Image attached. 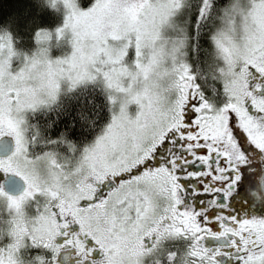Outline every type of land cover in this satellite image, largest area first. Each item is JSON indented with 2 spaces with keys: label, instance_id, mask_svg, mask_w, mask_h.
Instances as JSON below:
<instances>
[{
  "label": "snow or ice",
  "instance_id": "obj_1",
  "mask_svg": "<svg viewBox=\"0 0 264 264\" xmlns=\"http://www.w3.org/2000/svg\"><path fill=\"white\" fill-rule=\"evenodd\" d=\"M65 4L62 19L32 29L33 51L23 62L13 34L0 33V138L12 140L0 169H22L26 182L19 195L0 186L15 213L10 234L0 239V264H22L24 247L37 253L35 264H59L66 245L78 250L77 264H141L163 239L177 236L188 240L196 264H225L221 256L229 264H264V167L248 171L251 157L264 166V0L225 3L226 26L204 34L228 66L218 105L179 58L185 40L169 45L163 35L183 0ZM216 6L199 0L191 16L198 38ZM54 35L64 47H52ZM168 57L171 66L163 63ZM96 82L111 110L86 139L67 142L74 162L55 150L62 128L77 139L85 135L69 129V117L37 149L40 133L30 118L41 105L58 100L65 85ZM39 193L48 201L26 216L23 203ZM208 237L226 244L210 249L202 243ZM167 255L173 262L176 253Z\"/></svg>",
  "mask_w": 264,
  "mask_h": 264
},
{
  "label": "trees",
  "instance_id": "obj_2",
  "mask_svg": "<svg viewBox=\"0 0 264 264\" xmlns=\"http://www.w3.org/2000/svg\"><path fill=\"white\" fill-rule=\"evenodd\" d=\"M52 0H0V33L11 32L15 38V43L21 50H31L32 29L36 24L52 23L63 18V11L52 5ZM229 0H217V6L212 17L202 25L200 38L192 29L194 41V55L192 58L193 67L201 78H212L210 63L212 60V49L205 43L204 34L212 29L219 16L221 9ZM199 0L190 1V10L195 12ZM192 26V24H191ZM107 92L98 84H87L77 89L71 90L60 98L56 104L47 109H40L31 118V127L40 133V141L36 145L37 149L43 146V141L47 135L56 133V125L65 117H69V129L73 126L83 130L84 136L79 139L72 137L69 131L64 132V138L56 146L55 150L65 151L73 155V145L67 143L73 141L79 143L87 138V132L97 126V121L105 111H110L111 106L106 100ZM71 150V151H70Z\"/></svg>",
  "mask_w": 264,
  "mask_h": 264
},
{
  "label": "flooded vegetation",
  "instance_id": "obj_3",
  "mask_svg": "<svg viewBox=\"0 0 264 264\" xmlns=\"http://www.w3.org/2000/svg\"><path fill=\"white\" fill-rule=\"evenodd\" d=\"M192 71H194L197 74V81L201 85L202 90L205 92L209 101L214 105H218L226 96V93L224 91V85H225V81L228 78H201V76H199V74L194 69L193 63H192ZM60 154H61V158L67 157L69 161H73L74 159V156H72L71 154H67L65 151H60ZM259 167H264V166L259 165V161L256 157H251L249 160L248 171L251 172L253 170H257ZM241 174L243 175V172ZM3 175L5 177H9V176L21 177L25 181V179L22 176L18 175L17 173H13V172L4 173L3 170H0V179L3 178ZM246 179L247 177L245 176L243 180L246 181ZM6 183L7 182H5V180H0V186L3 187L4 192L9 193L10 195L20 194V193L16 194L9 192L6 187ZM240 187L241 190H243L244 187L243 182L241 183ZM238 188H239V183L236 185L233 191L238 190ZM36 195H37V199L35 200L28 199L23 203L22 207L24 209V213L26 216L31 215L35 211L37 205L42 207L49 199L46 193L45 194L39 193ZM257 211H259V208L257 209ZM13 215H15V213L11 212L9 209V197L0 194V239H2L5 235L10 234V228L12 226V221L10 218ZM202 243L205 244L210 249H215L219 245L226 244V240H220L214 237H208L204 241H202ZM173 247L174 248L180 247L183 253L181 252L182 258L180 257L181 255L180 256L176 255L174 261L170 262L167 253L169 251H172ZM66 254L68 256L67 260L65 259ZM36 255L37 253H35L31 247H24L22 252L20 253L22 264H35L33 258ZM39 255L47 258L49 256V250L42 249L39 252ZM183 257L186 259V264H196V261L199 260V257H195L192 255L191 249L189 248L188 240L177 236V237H168L166 239H163L160 242L159 246L154 251L145 253L140 258V261L141 264H184L182 261ZM80 258L81 257L78 254V250L72 245L64 246L58 254L59 264H77V261ZM220 259L223 262H225V264H229L228 257L221 256Z\"/></svg>",
  "mask_w": 264,
  "mask_h": 264
},
{
  "label": "rangeland",
  "instance_id": "obj_4",
  "mask_svg": "<svg viewBox=\"0 0 264 264\" xmlns=\"http://www.w3.org/2000/svg\"><path fill=\"white\" fill-rule=\"evenodd\" d=\"M190 1L191 0H183L184 7L170 21V23H168V25L164 28L163 35L168 38L169 45H171L172 41L175 40L176 38H183L185 40V44L181 48L180 53L178 55H179L180 59H183L192 65L191 62H192V58L194 55L193 54L194 53V41H193L192 26H191V24H192L191 16L193 13L190 10L191 9L189 6ZM242 2H243V0H229L228 3L239 4ZM51 3L53 6H57V0H55V3H53V2H51ZM58 4H59V8L63 11V14L65 15V12H66L65 0H58ZM222 9H221V13H220L221 15L219 16L215 25L212 26V28L213 27L226 26L225 21L220 18L223 15ZM233 35L239 39V38H241L242 34L239 31H235V32H233ZM50 43H51L53 48L64 47L63 42H60L58 44V42L55 38V35L53 36V39L51 40ZM16 48L19 49V55L17 58L20 59L21 62H23L25 54L31 55L32 51H33V49L21 50L20 48H18L17 45H16ZM163 63L167 64L168 66H171V63H172L171 57H168L165 61H163ZM227 67H228L227 64L224 63L221 59H218L214 53V50L212 49V60L210 63V70H211L210 75H211V77L212 78H228ZM221 69H224V71H221ZM168 80H169V77H167V76L164 77L163 83L167 84ZM94 84L101 85L104 88L103 84H101L100 82H96ZM81 86H84V85H81ZM70 90H74V89L68 85H65L63 90L60 93L58 100H60L62 95H64L65 93H67ZM65 91H67V92H65ZM105 91H106V89H105ZM58 100H56L53 103L43 104V105H41L40 109H47V108L51 107L52 105L56 104ZM119 102H128V101H126L125 98L121 96ZM128 103H129V107L131 108V103L130 102H128ZM57 152L61 156L60 152L59 151H57ZM74 160H75V157H74L73 161H71V162H74ZM0 170H2V169H0ZM15 173H17L18 175L23 177V170L22 169H17V171ZM172 251L175 252L177 256H180L182 249L180 247H178V248L173 247ZM180 257L182 258V255ZM182 261L184 264H186V259L184 257H183Z\"/></svg>",
  "mask_w": 264,
  "mask_h": 264
},
{
  "label": "water",
  "instance_id": "obj_5",
  "mask_svg": "<svg viewBox=\"0 0 264 264\" xmlns=\"http://www.w3.org/2000/svg\"><path fill=\"white\" fill-rule=\"evenodd\" d=\"M0 144L4 147L0 150V155H7L8 152L11 150L12 147V140L9 137L0 138ZM11 177L10 180L6 183V187L9 192L12 193H21L25 189V181L21 177L16 176H9Z\"/></svg>",
  "mask_w": 264,
  "mask_h": 264
}]
</instances>
